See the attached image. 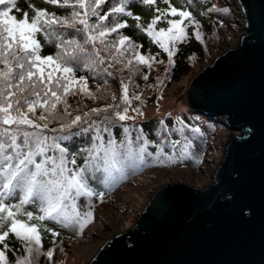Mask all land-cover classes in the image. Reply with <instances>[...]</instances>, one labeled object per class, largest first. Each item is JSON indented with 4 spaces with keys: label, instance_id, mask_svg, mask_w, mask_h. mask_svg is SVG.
<instances>
[{
    "label": "snow or ice",
    "instance_id": "obj_1",
    "mask_svg": "<svg viewBox=\"0 0 264 264\" xmlns=\"http://www.w3.org/2000/svg\"><path fill=\"white\" fill-rule=\"evenodd\" d=\"M44 2L70 8L71 12L58 17L46 9L31 6L34 15L30 20L27 12L23 18L17 19L10 15L16 7V0H0V5L7 4V7L0 9V245H3L0 264H8L6 250H9V245L4 241L9 233L21 242L25 252L13 264H35L40 255L51 259V250L47 253L41 251L40 230L52 231L44 221L55 222L61 227L78 225L82 233L85 225L93 219L95 205L91 198L98 197L101 202L104 198V192H97L90 187L89 181L100 180L106 188L111 187L116 180L124 178L129 162L136 159L143 162L150 143L143 129L139 130L140 135L136 140L144 143L137 149L133 148L128 127L123 128L125 135L121 141L118 142L113 136L109 124L114 120L129 119L127 107L122 112L116 111L112 105L104 109H92L90 113L76 115L64 122L66 117L72 116L68 111L71 106L67 97L69 94H77V85L80 86V92L95 99V95L88 90L87 79L77 78L75 73L79 67L94 71L103 65L105 57L100 55L101 51L108 53L114 48L116 55L110 58L120 63L119 57L124 56L121 47L127 43L139 63L151 67L150 61L155 60V57L140 55L137 52L139 46L131 42L128 36L119 34L120 29L128 27L126 22L118 19L119 16H129L136 21L141 19L133 16L131 11H126L129 0H113L110 10L103 15L101 6L107 0ZM142 3L153 6L156 0H142ZM164 3L168 4V9L162 11L156 8L158 15L146 27H141L139 23L137 27L153 43L158 44L172 62L177 43L187 39L185 21L193 24L196 22L190 12L173 7L170 0H164ZM167 15L178 16L180 19H168V27L156 31L158 21ZM109 16L114 19L106 23ZM69 28L81 35L82 41L75 37L67 39L65 33L58 30ZM110 33H118L119 40L108 42L106 38ZM37 34L49 44L55 43V56H41L42 44ZM196 38L201 39L199 31L196 32ZM169 45H172L171 49ZM131 64L132 59H128L126 66ZM103 71L107 72V69ZM122 92V102L130 105L127 84H123ZM134 98L140 99L139 96ZM60 105H63V116L58 110ZM110 109L114 113L112 117L104 115L99 121L92 119V116L100 117L102 112L107 113ZM136 111L139 113V109ZM53 122H59L60 127L49 128ZM73 127L78 131L73 133ZM161 131L157 132L158 137ZM176 131L184 136L183 126ZM192 131L200 132L198 128ZM90 133L89 146L80 147L75 152H70L63 143L73 135L86 136ZM104 134L108 135L107 140ZM178 143L172 142L173 149ZM187 148L188 144L185 143L181 159L189 156ZM159 152L160 156L164 154L163 146H160ZM81 154L83 164L77 166L76 158ZM160 156L156 159L159 160ZM167 160L174 162L176 157L170 155ZM82 196L88 198L86 207L89 210L84 212H81L77 204L78 198ZM10 198H15L18 203L11 202ZM27 205L36 206L41 214L26 210ZM52 235L58 236L59 233L52 231Z\"/></svg>",
    "mask_w": 264,
    "mask_h": 264
},
{
    "label": "water",
    "instance_id": "obj_2",
    "mask_svg": "<svg viewBox=\"0 0 264 264\" xmlns=\"http://www.w3.org/2000/svg\"><path fill=\"white\" fill-rule=\"evenodd\" d=\"M227 3L243 33L180 97L231 131L212 183L161 185L88 264H264V0Z\"/></svg>",
    "mask_w": 264,
    "mask_h": 264
},
{
    "label": "rangeland",
    "instance_id": "obj_3",
    "mask_svg": "<svg viewBox=\"0 0 264 264\" xmlns=\"http://www.w3.org/2000/svg\"><path fill=\"white\" fill-rule=\"evenodd\" d=\"M211 1L213 6L209 9V15L212 17V21L210 22L212 29L209 33H207L196 21L195 24L185 21L187 27L188 25H192L195 28V36L196 32L199 31L201 39L198 40L201 43L203 55L202 57L197 55L191 57L189 63L190 70L187 74L181 76L179 80H173L172 77L174 56L172 57V62H170L168 54L165 52L167 55L165 59L155 58V60L150 61L151 67H148L145 64L139 63L133 52L129 50L127 43L121 47L124 56L119 57L121 60L120 63H116L110 58L111 56L116 55V50L113 48L108 53L101 51L100 55L105 57V62L103 65H100L98 69L87 71L82 67L78 68L80 71L89 73V75L95 79V82H87L88 90L95 95V99L80 92V86L77 85L75 89L77 94H69L67 97L68 104L71 106L68 111L72 113V116L66 117L64 121L65 123L76 115L90 113L92 109H104L109 105H112L115 107L116 111L122 112L123 109L127 107V115L130 118L124 121L114 120L111 124L119 128L118 133L112 132L115 139L118 142L121 141L125 135L123 128L128 127L130 138L133 141V148L137 149L144 143L143 141L136 140L137 136L140 135L139 130L141 129V122L152 121L154 125L152 133L157 137V141L153 139L152 142L147 139L150 143L147 145L143 162L140 165H138V163L133 165L131 164L132 161L129 162L126 166V173L129 169L134 172L128 178L124 177L119 179V181L116 180L112 187H109L111 190L104 196L102 202L98 197L94 196L91 198L92 204L95 205L93 219L85 225L82 233H79V237L75 239L67 238L61 241L55 247L50 249L53 252L51 259L46 255H40L35 260V264H38L43 256L46 264H88L93 256L90 255V249L86 250L81 255L72 249L74 246L73 244L79 239L87 238L93 242L96 253L98 248H100L107 239L113 236V232L106 230V226L104 227V220L98 219L97 216L98 212H104L106 207L110 204L115 205L117 208H123V223L117 230H114L123 232L133 226L136 217H138L143 210L155 190L161 185L177 181L180 177H184L183 175L189 174L190 177H186L187 179L190 178V184H193L194 186L204 188L212 183V174L218 163L221 161L223 154L222 145L224 140H226L227 132H224V128L220 127L217 129H211L207 135L202 134L201 132H193L192 129L198 128L195 125H199V122L197 118L193 117V111L185 106L180 99L181 95L187 89L193 75L198 72L203 65L208 64L213 58H215V56L228 49L230 45L233 46L223 39L224 34L231 30L230 25L232 24V21H234L235 15L233 14L232 6L227 3L228 0ZM112 3L113 0H107L101 8L108 12ZM5 7H7V4L0 5V9ZM113 19V16H109V20L106 23L112 22ZM187 27L186 33L188 31ZM238 27H240V25H238ZM155 30L158 31L159 29L155 28ZM237 30L238 35L234 39V44L236 45L240 38L239 29ZM62 31H65V34L72 35L81 41L83 39V37L76 34L73 29H62ZM106 40L108 42L114 40L118 41L119 35L118 33H110ZM130 41L133 42L131 39ZM178 44L179 43L176 45V49ZM169 47L171 49L172 45H169ZM137 52L140 55H143L138 49ZM145 57L147 58L150 56ZM128 59H132V64L126 66ZM161 61L163 62L161 63ZM109 65H111V67H109ZM103 69H107V72H104ZM107 73H111V75H108ZM57 75L59 74L57 73ZM145 76H147V79H145ZM122 82L123 84L128 85V95L131 100L130 105H125L122 102ZM113 96H115V100H113ZM135 96H139L140 99L136 100L134 98ZM136 109H139V113ZM58 110L60 115L63 116V105L58 106ZM39 114L40 111L38 109L37 115ZM104 115L112 117L114 115L113 110L110 109L107 113L102 112L100 117L92 116V119L99 121ZM185 119H188V122L184 121ZM181 126L184 127L183 137L176 131V129ZM59 127V122L49 124V128L58 129ZM76 131H78V129L73 127L72 132L75 133ZM158 131H161L159 137L157 136ZM50 134L57 135L59 133ZM89 135V138L91 139V133ZM104 138L107 140L108 135L104 134ZM86 140H88V138H86ZM173 141H179L175 149L172 147ZM154 143H156L157 146L154 150L150 151L149 148L153 147ZM185 143L188 144L187 151L189 156L181 159L180 154ZM160 146H163L164 148V154L162 156H160L159 152ZM151 152H153L152 155ZM170 155H174L175 157L179 155L178 160H180L182 165L172 168V164L177 161V158L174 162L168 161L167 157ZM158 156H160L159 160L156 159ZM115 183L117 184L114 185ZM80 198L81 197L78 198L77 204L78 207H80L81 212L89 210L86 207L88 198L83 197V202H80ZM118 198H123V200L119 199L117 203H115V200ZM95 235L100 236L96 237ZM97 242L98 244L95 245ZM41 251L47 253L49 250L44 252L41 248ZM23 255H25L24 250L19 257H22Z\"/></svg>",
    "mask_w": 264,
    "mask_h": 264
},
{
    "label": "trees",
    "instance_id": "obj_4",
    "mask_svg": "<svg viewBox=\"0 0 264 264\" xmlns=\"http://www.w3.org/2000/svg\"><path fill=\"white\" fill-rule=\"evenodd\" d=\"M170 3L173 7H176L178 10H185L191 13V17L194 21H196L207 33L210 32L212 29V25L210 22L212 21V17L209 15V9L213 6L211 0H170ZM34 6L37 9H46L49 13H55L56 16H66L69 15L71 12L70 8L67 7H59L57 5H53L51 3H45L44 0H16V7L12 10L10 15L16 16L17 19L23 18V14L25 12L28 13L29 20L34 15L33 8ZM159 8L162 11L168 9V4L164 3V0H156L155 5L153 6H145L142 3V0H129V4L126 8V11H131L133 16L141 17L140 21H136L132 17L129 16H119V20L121 22H126L128 27L120 29V34L128 36L136 45L139 46L138 50L141 54L145 56L155 57L159 59H165L167 57L166 53L161 49L158 44L153 43L151 39L147 36L146 33L141 32L140 28L137 27L139 23L141 27H146L151 19L158 15L155 12V9ZM106 11L103 9L101 15H103ZM168 19H175L179 20L180 17H172L171 15H167L161 17V20L158 21L155 28H167V20ZM187 39L183 43H179L174 55V64L172 68V77L173 80H179V78L188 73L190 70L189 63L190 59L193 55H197L202 57V46L200 41L195 36V28L192 25H188L187 27ZM61 32L62 29H58ZM67 39H72V35L65 34ZM37 38L41 41L42 50L41 56L52 55L55 56L57 53V48L55 47V43L49 44L46 42L42 36L37 34ZM76 77H85L87 82L92 83L95 82V79L84 71L77 70L75 73ZM189 110V109H187ZM190 111V110H189ZM193 117L197 118L199 125H195L199 128L202 134H208L211 129L215 128L218 123H216V118H207L203 116L201 113H197L193 111ZM184 121L188 122V119ZM204 121V123H202ZM215 122V123H214ZM195 124V123H193ZM141 129H143L144 135L147 137L148 140L153 142V139L157 141V137L153 135V123L152 121L149 122H141ZM111 131L113 133H118L119 128L115 125L109 124ZM116 135V134H115ZM89 134L86 136H73L71 140L65 142L64 144L69 148L70 152H75L80 147H87L89 146ZM88 138V140H86ZM157 146L154 143L153 147L149 148L150 151L154 150ZM153 152H151L152 155ZM178 156H176L177 161L172 164V168L179 167L182 165L180 160H178ZM77 166H81L83 164V154L77 156ZM144 159V158H143ZM140 165L142 162L139 159H136L131 162V164ZM134 171L128 170L125 174V178H128ZM119 181V179H118ZM117 181V182H118ZM115 183L114 185H116ZM90 187H93L97 192L103 191L104 196L111 190V188H106L104 184L100 180H90L89 181ZM112 187V186H111ZM19 195V194H18ZM11 202L18 203V200L15 198H10ZM84 198H80V202H83ZM9 201H6V203ZM26 210L33 211L35 214L39 213V210L34 205H27L25 206ZM35 223V221H33ZM44 224L47 228L51 229L52 231L58 232V236H53L52 231H44L41 229V239H42V249L44 252L52 249L61 241L67 238H77L79 237V226L73 225L72 227H61L59 224L52 222V221H44ZM5 230H7L5 228ZM4 243L9 245V250H6V256L8 260V264H13L15 259L22 255L23 249L20 241L15 238V236L9 233L8 238L4 241ZM3 249V245H0V250ZM38 264H46L44 256L41 257Z\"/></svg>",
    "mask_w": 264,
    "mask_h": 264
},
{
    "label": "bare ground",
    "instance_id": "obj_5",
    "mask_svg": "<svg viewBox=\"0 0 264 264\" xmlns=\"http://www.w3.org/2000/svg\"><path fill=\"white\" fill-rule=\"evenodd\" d=\"M232 8H234V10L236 11V10H239V9H237L234 5H232ZM233 14L235 15V17H234V21H232V24L230 25L231 26V30L229 31V32H226L225 34H224V36H223V39L224 40H226V41H228L229 42V44H232L233 46H235L236 44H234L235 43V38H236V36L238 35V30L237 29H239V37H241V35H242V31H243V27H242V25H243V16H241V13H239L238 14V12H233ZM238 25H240V27H238ZM228 46V45H227ZM233 46H231L230 45V47H233ZM229 47V48H230ZM228 48V49H229ZM227 50V49H226ZM226 50H224V51H226ZM223 51V52H224ZM222 52V53H223ZM221 54V53H220ZM219 55V54H218ZM217 55V56H218ZM217 56H215V58L217 57ZM214 59V58H213ZM212 59V60H213ZM207 64H205V65H203L200 69H199V71L204 67V66H206ZM195 75V74H194ZM193 75V76H194ZM194 78V77H193ZM191 82L192 81H190L189 82V85L191 84ZM188 85V86H189ZM190 87V86H189ZM188 88V87H187ZM191 110V109H190ZM193 111V110H192ZM196 112V111H195ZM198 113V112H197ZM203 116H205V117H207V118H212V119H214V118H216L217 119V116H213L212 114H208V113H201ZM216 121V120H215ZM202 123H204V121H202ZM216 123H218L217 124V126H216V129L217 128H224L223 130H224V132H227L226 133V139H227V136H229L230 135V133H231V131L230 130H228V131H225V130H227V129H225V126H223L222 124H221V117H219L218 118V120L216 121ZM226 140H224V142H225ZM223 142V145H222V147H224V143ZM222 158H223V154H222V157H221V161H222ZM220 161V162H221ZM219 162V163H220ZM218 163V164H219ZM214 171H215V169H214ZM214 171H213V173H214ZM184 177H180V179H178L177 181H179V182H184V183H187V184H190L191 183V180H190V178L189 179H187V177L189 176L190 177V174L189 175H183ZM187 176V177H186ZM186 177V178H185ZM176 181V182H177ZM191 185H193V184H191ZM117 195V194H116ZM115 195V196H116ZM123 200V198H118L117 200H115L116 202L115 203H117V201L118 200ZM127 201V200H126ZM123 208H117L115 205H113V204H110L109 206H107L106 207V210L104 211V212H98L97 213V216H98V219H103L104 220V227L106 226V230H109V231H112L113 232V236L114 235H116V234H119V233H121V232H118V231H114V230H117L118 229V227L123 223V210H122ZM102 225V224H101ZM101 225H100V227H101ZM92 235H94V234H92ZM91 235V236H92ZM96 237H99L100 235H95ZM94 236V237H95ZM112 237V236H111ZM97 239V238H96ZM105 243V242H104ZM103 243V244H104ZM98 244V242L95 244V245H97ZM102 244V245H103ZM74 246L72 247V249L74 250V251H76L77 253H80L81 255H82V253H84L86 250H88V249H90V255H95V250L96 249H94V244H93V242L92 241H90L89 239H87V238H83V239H79V240H77L74 244H73ZM98 250H99V248H98ZM97 250V251H98ZM92 256V257H93Z\"/></svg>",
    "mask_w": 264,
    "mask_h": 264
},
{
    "label": "built area",
    "instance_id": "obj_6",
    "mask_svg": "<svg viewBox=\"0 0 264 264\" xmlns=\"http://www.w3.org/2000/svg\"><path fill=\"white\" fill-rule=\"evenodd\" d=\"M243 33V32H242Z\"/></svg>",
    "mask_w": 264,
    "mask_h": 264
}]
</instances>
